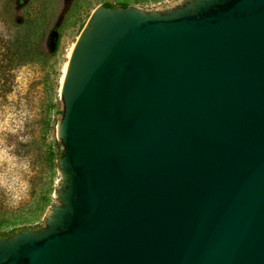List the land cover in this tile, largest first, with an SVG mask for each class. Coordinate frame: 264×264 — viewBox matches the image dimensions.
I'll return each instance as SVG.
<instances>
[{
  "label": "water",
  "instance_id": "95a60500",
  "mask_svg": "<svg viewBox=\"0 0 264 264\" xmlns=\"http://www.w3.org/2000/svg\"><path fill=\"white\" fill-rule=\"evenodd\" d=\"M60 99L59 204L0 264H264V0L100 5Z\"/></svg>",
  "mask_w": 264,
  "mask_h": 264
},
{
  "label": "rangeland",
  "instance_id": "374dc122",
  "mask_svg": "<svg viewBox=\"0 0 264 264\" xmlns=\"http://www.w3.org/2000/svg\"><path fill=\"white\" fill-rule=\"evenodd\" d=\"M25 1L17 0L11 5L10 17L21 15ZM183 1L77 0L62 27L55 55L47 62L18 70L14 93L0 105V233L16 228L40 230L59 204L62 175L58 159L57 167L52 169L44 153L58 143L55 150L61 156L62 144L57 135L63 108L60 87L71 50L92 11L105 3L163 10ZM67 3L62 0L59 13H64ZM43 196L48 198L47 203Z\"/></svg>",
  "mask_w": 264,
  "mask_h": 264
},
{
  "label": "trees",
  "instance_id": "16d2710c",
  "mask_svg": "<svg viewBox=\"0 0 264 264\" xmlns=\"http://www.w3.org/2000/svg\"><path fill=\"white\" fill-rule=\"evenodd\" d=\"M17 0H0V105L15 91L19 69L36 63L49 61L56 53L61 31L69 13L77 0H67L64 13H59L62 0H26L18 18L10 17L11 5ZM110 3H105L108 5ZM127 6V4H122ZM63 11V10H62ZM59 144L44 153L50 168H56L55 161L60 156L56 151ZM43 202L48 198L43 196ZM16 228L8 233H0L5 238L21 231Z\"/></svg>",
  "mask_w": 264,
  "mask_h": 264
},
{
  "label": "bare ground",
  "instance_id": "6f19581e",
  "mask_svg": "<svg viewBox=\"0 0 264 264\" xmlns=\"http://www.w3.org/2000/svg\"><path fill=\"white\" fill-rule=\"evenodd\" d=\"M65 70V69H64ZM65 72H66V70H65ZM63 73H64V71H63Z\"/></svg>",
  "mask_w": 264,
  "mask_h": 264
}]
</instances>
